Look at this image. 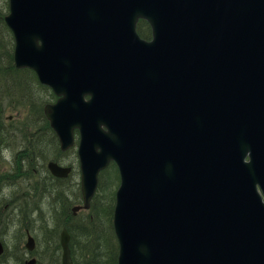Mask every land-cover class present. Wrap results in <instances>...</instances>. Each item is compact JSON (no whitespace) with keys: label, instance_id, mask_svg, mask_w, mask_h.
Instances as JSON below:
<instances>
[{"label":"water","instance_id":"water-1","mask_svg":"<svg viewBox=\"0 0 264 264\" xmlns=\"http://www.w3.org/2000/svg\"><path fill=\"white\" fill-rule=\"evenodd\" d=\"M8 3L13 61L58 96L44 113L62 150L79 131L73 214L117 166L118 264H264V0Z\"/></svg>","mask_w":264,"mask_h":264},{"label":"rangeland","instance_id":"rangeland-1","mask_svg":"<svg viewBox=\"0 0 264 264\" xmlns=\"http://www.w3.org/2000/svg\"><path fill=\"white\" fill-rule=\"evenodd\" d=\"M7 12L8 0H0V77L10 74L14 67L13 59L11 60L8 55L13 49V38L4 22V15ZM29 79L31 76L28 72L15 71L9 82H13L14 85L20 80ZM7 97L8 99L4 98L0 104V138L3 139L0 140V176L12 175L14 180L0 188V240L7 247L5 255L0 257V264H24L25 260L33 255L25 247L26 230L36 238L43 231L45 224L49 227L58 224L61 222V216L71 212L73 204H77L78 201L82 203L81 197L80 200L77 197L80 171L75 151L72 149L66 155H62L58 151L56 141L52 139L54 134L49 127V121L45 118L38 121L41 118L42 107L56 99L52 92L29 83L24 88L14 86ZM9 117L12 119L8 120ZM37 135L45 137L38 138ZM75 135L77 144V131ZM30 139L33 140L30 150L37 151L38 147L43 145V151H40L37 161L44 170H33L22 164L26 159L24 158L26 143ZM50 140H53V143ZM19 158L21 160L18 162ZM53 159L59 160L62 164H72L73 174L67 179L55 181L46 167ZM99 184V193L108 196L106 203H114L119 174L113 163L101 172ZM59 190H65L64 193L72 200L71 202L77 203H72L62 210V196L57 198ZM7 197H14L11 206L5 204ZM80 212L84 214L86 210ZM52 251L51 247L50 256Z\"/></svg>","mask_w":264,"mask_h":264},{"label":"trees","instance_id":"trees-1","mask_svg":"<svg viewBox=\"0 0 264 264\" xmlns=\"http://www.w3.org/2000/svg\"><path fill=\"white\" fill-rule=\"evenodd\" d=\"M139 33L145 34L141 27ZM8 55L12 60V51ZM99 188L100 184L91 200L90 208L84 214L80 211L75 215L72 212L65 213L58 224L52 227L44 225L43 231L35 238L36 246L31 252L36 257L35 264H60L59 234L62 227H66L70 235L69 248L74 264H118V242L112 224L114 203L107 204L108 196L99 193ZM64 191L59 190L57 193V198L62 196V210L77 203L71 202ZM77 191L80 200L79 186ZM112 198L114 200V196ZM79 203L80 201L77 204ZM49 246L53 249L51 256Z\"/></svg>","mask_w":264,"mask_h":264},{"label":"flooded vegetation","instance_id":"flooded-vegetation-1","mask_svg":"<svg viewBox=\"0 0 264 264\" xmlns=\"http://www.w3.org/2000/svg\"><path fill=\"white\" fill-rule=\"evenodd\" d=\"M137 30L139 32V29L140 27L142 28V30L144 31L145 34L141 35L140 33V36L145 39V40H151L152 39V29H151V26L150 24L145 21V20H139L138 21V24H137ZM10 69H6V71H9ZM15 71L17 72H21V71H24V72H28L31 76V79L29 80H24L25 83H21L20 80L19 83L17 84H13V82H9V79L12 78V74L15 73ZM29 83H34V85H37L39 89H49L46 85L42 84L35 71L31 68H16V67H13L12 70H10V74H6L5 77H0V104H2L4 98L5 99H8L7 95L12 91L13 87L15 86L16 88H24L27 86V84ZM50 90V89H49ZM51 91V90H50ZM53 94V93H52ZM54 95V94H53ZM37 100V99H36ZM46 105V104H45ZM45 105L43 107H45ZM42 107V110L40 112V115H41V118L38 120H44L45 118V115H44V108ZM12 117H9L8 120H11ZM27 136V135H26ZM29 137H34L33 135H29ZM36 137H42L44 138L45 135H37ZM52 139L56 141V145L58 146V151L62 154V155H66V153L70 150H74L75 153H76V157H77V160H78V156H77V146H78V142L76 144V135H74V139H73V143L72 145L66 149V150H61V145H60V141H59V138L57 135H52ZM77 139H78V136H77ZM0 140H3L2 138H0ZM53 140H50L52 143H53ZM33 144V140L30 139V140H27V143H26V148H25V154L26 156H24V158H26L22 164H25L26 167H30L31 169H35V170H44L42 169V166H41V163L37 161V157L40 156V151H43V145L42 146H39L37 151H35L34 149L30 150V145ZM39 151V152H38ZM19 160H21V158L18 159V162ZM50 161H54L53 160H50ZM54 162L58 163L59 165L62 164V162H60L59 160H55ZM79 162V160H78ZM63 166H67V167H71L73 169V165L72 164H62ZM46 167H47V164H46ZM30 169H26V171H28ZM74 170V169H73ZM55 181H61L62 179L60 177H57V178H53ZM26 233H28V231L26 230ZM28 256V255H26ZM25 262H27V260H25Z\"/></svg>","mask_w":264,"mask_h":264},{"label":"bare ground","instance_id":"bare-ground-1","mask_svg":"<svg viewBox=\"0 0 264 264\" xmlns=\"http://www.w3.org/2000/svg\"><path fill=\"white\" fill-rule=\"evenodd\" d=\"M21 83H25V81L24 80H22V81H20ZM14 177L12 176V175H10V176H0V188H2L5 184H11L12 182H13V179ZM13 198L14 197H7V198H5V204L7 205L8 204V206H11L12 205V203H13ZM6 251H7V247H5V251H4V254H3V256L5 255V253H6ZM50 251V250H49ZM28 252V251H27Z\"/></svg>","mask_w":264,"mask_h":264}]
</instances>
